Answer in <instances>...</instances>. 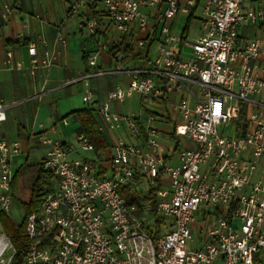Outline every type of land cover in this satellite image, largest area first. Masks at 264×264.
<instances>
[{"label": "built area", "instance_id": "1", "mask_svg": "<svg viewBox=\"0 0 264 264\" xmlns=\"http://www.w3.org/2000/svg\"><path fill=\"white\" fill-rule=\"evenodd\" d=\"M60 1L72 16L101 4L121 36L136 27L144 36L136 47L147 51V65L126 69L111 53L115 71L75 81L84 83V101L92 105V78L130 77L127 86L116 85L95 109L100 133L125 130L133 141L117 139L110 158L72 159V148L54 138L55 128L38 135V144L47 148L44 168L55 185L27 220L30 244L21 264H264V37L240 36L244 27L264 29V0ZM14 10L3 6L0 30ZM150 11H155L153 20ZM178 17L198 22L197 39L173 32L169 23ZM99 26L96 18L86 24L96 44L90 67L102 53H110ZM58 41L64 42L62 34ZM30 48L33 72L57 61L55 53L38 55L36 45ZM135 96L148 104H174V136L183 145L177 164L167 160L171 153L161 144L155 116L143 124L134 115L113 111L114 104ZM242 106L248 110L247 128L239 135ZM7 110L0 99V125L7 122ZM228 129L235 135L228 136ZM76 143L78 150L95 154L84 134ZM21 154L20 142L0 137V217L14 204V165ZM141 180L154 190L162 225L171 221L170 232L157 238L145 228V205L141 212L123 194ZM199 215L202 223L197 224ZM156 231L155 224L152 234ZM192 242L197 247L189 250ZM15 255L0 220V264H15Z\"/></svg>", "mask_w": 264, "mask_h": 264}, {"label": "crops", "instance_id": "2", "mask_svg": "<svg viewBox=\"0 0 264 264\" xmlns=\"http://www.w3.org/2000/svg\"><path fill=\"white\" fill-rule=\"evenodd\" d=\"M5 4L12 5L15 10L8 23H1L2 28L0 30V99L8 108L7 122L0 125V137L11 142H20L22 154L16 158L14 166L15 173H20L23 178L25 170H37L38 165L44 162L47 153V148L39 145L37 141L38 135L45 131L43 125H37L42 112L48 115V128L51 127L50 130L52 128L56 130L55 139H66L63 144L70 146L75 153L76 148L69 143L68 139H76L81 134V126L76 116L66 117L88 107L97 109L112 88L116 85L127 86L130 77L127 74H119L92 78L90 90L94 100L92 105H88L83 98V106L72 103L73 98L77 96L76 90L84 96L86 92L84 83H75V81L97 72L115 71L118 64L112 54L120 56L121 64L126 69L144 67L147 65V60L144 58L147 51L141 52L136 47L138 39L144 37L136 27H132L130 32L124 36L114 32L101 4L91 9H84L76 16L69 15L65 3L60 0H44L42 2L38 0H0V13ZM149 14L153 20L155 11H150ZM91 18L98 19L100 32L110 46L119 48L112 54L102 53L96 67H90L88 63L89 56L96 51L95 41L84 34L87 21ZM194 23L197 24L195 27L196 34L191 36L190 31ZM169 25L175 34H183L187 29V36L191 40L197 39L200 35L199 24L194 19L186 20L184 17H178L170 21ZM59 34L64 36V42L58 41ZM240 36L242 38L264 37V29L257 30L253 27H244L240 30ZM125 43L133 49L134 54H128L122 50L120 46ZM32 44L36 45L35 52L38 55H42L45 51L55 53L57 61L51 68L32 71L31 61L34 54L30 48ZM156 48V43L151 45L149 60L153 59ZM10 54L11 57H9ZM38 96L40 97L38 101L33 100V97ZM54 96L56 99L65 98L69 103L54 105L53 103H56ZM51 97L53 98L52 102L48 101V103L43 104L45 99ZM125 104L126 102L114 104L112 109L123 115H134L143 124L147 123L149 116H155L154 126L161 132V138L166 137L175 141V144L176 140L179 141L174 136L175 122L172 118L174 116L166 108L167 104L164 101L151 104L162 109L164 107L166 112L162 114L149 110L145 112L140 110L139 115L125 114ZM45 105L48 108H45ZM141 106H144V102L140 98ZM13 109H20V114L25 120L16 125L14 123L13 125L9 124L8 112ZM175 119L177 120V115H175ZM63 120L67 121V124ZM96 122L98 125L97 117ZM103 136L108 140L110 146L101 154H95L98 161H105L113 154V146L120 137L131 140L125 130L108 132ZM186 145L193 147L190 142H186ZM165 147L169 151L168 153H171L169 160L172 164H177V155L174 154L175 147ZM41 148L43 150L41 160L36 161L32 152Z\"/></svg>", "mask_w": 264, "mask_h": 264}, {"label": "trees", "instance_id": "3", "mask_svg": "<svg viewBox=\"0 0 264 264\" xmlns=\"http://www.w3.org/2000/svg\"><path fill=\"white\" fill-rule=\"evenodd\" d=\"M188 34V30L185 29L183 33V38ZM125 53L134 54L133 49L128 46L126 43L120 46ZM118 47L110 46V53L118 50ZM96 110L92 107H88L87 109L76 111L68 115L66 118L70 116H76L78 122L81 126V134H84L92 143L95 148V154L99 155L103 151L109 148L108 140L103 136L102 133L98 130V125L96 122ZM247 109L242 106V110L240 116L237 121L238 131L237 134L242 135L247 128V119L246 115ZM65 120V119H64ZM63 120V121H64ZM174 154H177L181 149V142L176 140ZM169 160V159H167ZM55 185L54 177L44 168V162L40 163L37 168V176L31 187H25L22 181V177L20 173H16L13 181V199L14 202L17 201L21 208L24 211V221L22 225L16 227L11 222L8 215L3 214L0 217L1 224L7 236L11 239L15 249L16 255L14 259L15 264H21L26 253L29 248L30 240L27 236V220L30 215L37 213L45 199V197L49 194L52 188ZM123 194L127 198L129 203L137 204L141 208L144 207V203H147L148 199L146 196H143L141 193H137V191H132L129 188L124 189ZM149 200H153L150 204L152 205L151 213L157 218L156 219V233L151 235L154 238H157L161 232L162 221L157 216L156 211V197L154 196V190L148 192Z\"/></svg>", "mask_w": 264, "mask_h": 264}, {"label": "rangeland", "instance_id": "4", "mask_svg": "<svg viewBox=\"0 0 264 264\" xmlns=\"http://www.w3.org/2000/svg\"><path fill=\"white\" fill-rule=\"evenodd\" d=\"M198 15V19L201 18L200 17V13L197 14ZM196 23L193 24V27L191 29V33L190 35H194L196 34V30H195V27H196ZM84 34L89 36V33L88 31H84ZM158 44V42H157ZM156 44V45H157ZM154 50V49H153ZM153 52V51H152ZM93 80H91L92 82ZM77 85V84H76ZM75 87H80V86H75ZM61 92V91H60ZM195 92L198 93V89H195ZM76 97L73 98V102L72 103H77L79 104L78 106H83V98H84V95H82V93H78L77 90H76ZM34 99L33 100H36L38 101L40 99V97H33ZM52 97L49 98V99H45L44 103H48V101H51L52 102ZM54 99H56V96H54ZM56 103H53L54 105H56L57 103H69L66 101L65 98H61L59 97L58 99L55 100ZM64 106V105H63ZM174 104L172 105V102H169L167 103L166 105V108L169 110V112L171 113L172 116H174L173 114V107ZM48 108L47 105H45V108ZM140 110L141 111H146V110H149V111H155L157 113H163V112H166V109H163L160 108V107H157V106H153L151 104H148V103H144V106L140 107V98L138 97H133L129 100L126 101V104L124 106V112L125 114H137L139 115L140 114ZM9 114V118H10V122L9 124H12L14 123V125L18 124L19 122H22L24 121L25 119H23V115L20 114V109H13V110H10L8 112ZM28 115V114H27ZM248 115V110H247V114ZM27 118V117H26ZM49 118H48V115L45 113V112H42L41 116L39 117V120L37 121V125H43L45 127V131H48L50 130V128H48V124L49 122L47 121ZM246 119H247V116H246ZM64 122V121H63ZM228 136H234L235 133L232 132L230 129L227 130V133H226ZM56 137V134L54 135V138ZM58 141H60L61 143H63L64 140L66 139H57ZM69 140V143H71L73 145L74 148L77 149V151L75 153H73V155L71 156L72 159H79V160H90V161H95V162H98L97 158L95 157V154L94 153H86V152H83L82 150H78V146H77V143H76V139H68ZM126 140V139H125ZM128 143H133L132 140H129L127 139L126 140ZM161 141V144L164 145V146H170L172 148H174L176 145H175V141H171L170 139H167L166 137H163L160 139ZM65 143V142H64ZM183 147V145H181V148ZM32 156L35 157L36 161L37 160H41V157H42V154H43V150L42 148L41 149H35L33 152H32ZM110 158V157H109ZM37 176V170H31V169H27L24 171L23 173V178H22V181H23V184L25 185V187H31L35 178ZM169 187V181L168 179L166 178L165 181H164V188H168ZM132 191H137V193H142L143 196H146V198L148 199L147 203H144L145 205V211H146V224H145V228L148 232H153L154 229H155V224H156V221H155V216L150 212L151 211V208H152V205H150L153 200H149V197H148V192L151 191V188L149 187L148 184H146L144 181H136V183L134 184ZM156 189V188H155ZM155 196V195H154ZM149 201H150V204H149ZM8 217L10 218L11 222L13 223L14 226L18 227L20 225H22L23 221H24V211L23 209L21 208V206L19 205V203L17 201L14 202L13 206H12V209L10 211V213L8 214ZM202 216L199 215L198 218H197V224L199 223H202ZM165 226L162 225V229H161V234H167L168 232H170V226H171V221L170 220H167L165 221ZM196 235H197V232L194 231V239H196ZM196 243L192 242L189 244V250H192V249H196Z\"/></svg>", "mask_w": 264, "mask_h": 264}]
</instances>
